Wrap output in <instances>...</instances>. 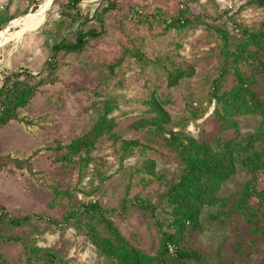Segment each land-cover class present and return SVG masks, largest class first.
<instances>
[{
  "label": "rangeland",
  "instance_id": "obj_1",
  "mask_svg": "<svg viewBox=\"0 0 264 264\" xmlns=\"http://www.w3.org/2000/svg\"><path fill=\"white\" fill-rule=\"evenodd\" d=\"M31 1L0 0V6H4L0 9V86L5 77L16 73L47 76L52 45L63 38L68 43L76 42L78 25H71L61 15L65 0L54 5L55 0H37L30 6ZM108 2L82 0L81 6L84 13L94 15L100 5ZM116 2L119 9L104 15L103 35L92 39L81 53L61 52L54 74L58 79L42 86L30 104L20 110L23 121H11L0 129V156L29 160L33 166L32 172L13 166L0 170V206L14 215H34L32 224L37 227L30 233L29 242L40 248L54 247L69 264L109 263L73 222H62L63 212L51 205L55 189L69 190L71 200L98 201L104 208H116L130 186L127 194L139 193L157 204L165 187L160 183L141 185L146 158L156 160L157 170L164 172L167 179L179 178L181 170L177 162L162 155L163 149L164 152L149 151L146 156L137 152L121 160L110 141L99 145L94 152L98 160L88 167L80 170L74 164L65 169L58 161L57 148L67 146L88 129L97 116L96 107L105 100L115 102L110 116L120 123L119 132L125 139L138 136L130 128L135 121L153 115L149 101L154 97L163 104L171 121L181 124L178 130L196 138L218 134L230 137L235 132L221 126L215 113L217 102L212 97L214 80L225 62L223 41L214 28L226 30L233 45L242 40L244 27L264 32V9L249 6V0ZM26 5L30 6L28 13L38 9L37 12L23 15ZM182 6L202 22L185 30L166 29L163 19H170ZM10 10L13 15L8 13ZM17 15L20 16L8 24L7 19ZM61 20H65V26L59 31L57 24ZM91 28L101 29L94 19L85 30ZM125 48L138 49L140 54L124 55ZM172 61L192 66L195 73L180 85L171 86L168 71ZM101 76L107 83L99 87ZM233 82L234 77L228 74L223 87ZM255 89L264 97L263 76ZM238 121L241 132L246 134L255 130L260 117L241 116ZM247 175L240 169L224 184L222 194L235 200ZM260 178L262 184L264 175ZM158 216L165 214L159 210ZM118 224L128 238L139 241L144 248L152 249L156 244L158 230L149 213L131 208ZM204 225L205 230L196 235L195 242L206 264H256L264 257V238L258 239L257 253L244 241L237 253L234 247L242 238L234 226L207 218ZM0 255L6 264H24L25 247L15 241H0Z\"/></svg>",
  "mask_w": 264,
  "mask_h": 264
},
{
  "label": "trees",
  "instance_id": "obj_2",
  "mask_svg": "<svg viewBox=\"0 0 264 264\" xmlns=\"http://www.w3.org/2000/svg\"><path fill=\"white\" fill-rule=\"evenodd\" d=\"M108 1L106 6L100 5L94 15L90 11L83 12L82 0H65L61 4L63 19H69L71 25H78L76 42L68 43L63 38L52 45V54L46 66L48 75L45 77L28 73L5 77L0 86V129L11 121H23L20 110L30 104L42 86L53 84L58 79L54 74L60 65L58 55L61 52L81 53L92 39L103 35L104 15L119 9L116 0ZM36 3L37 0H32L31 6ZM55 3L59 0H55L53 5ZM248 5L264 9V0H249ZM132 9L136 12L135 8ZM37 10L26 11L23 15ZM19 16H10L7 20ZM169 18L163 19L166 29L185 30L202 22L193 18L186 6L179 7L177 14ZM93 19L101 29L85 30ZM57 25V29L62 30L65 20ZM214 29L223 41L225 59L222 72L214 80L212 97L217 102L215 113L221 126L233 129L235 134L227 138L222 134L196 138L178 130L181 124L172 122L163 104L154 97L149 101L153 115L135 121L130 128L138 136L125 139L119 132L120 123L110 116L115 102L105 100L96 107L97 116L88 129L67 146L57 148L58 161L65 169L78 164L82 170L96 162L98 157L94 152L105 141L111 142L121 160L137 152L146 156L149 151H165L161 154L180 166L179 178L167 179L164 172L157 170L156 160L147 157L144 161L141 185L147 187L160 183L165 187L157 204L139 193L130 196L127 194L130 186L116 208H104L98 201L71 200L69 190H54L51 205L63 212L62 222H73L82 230L109 264H206L204 254L195 242L196 235L205 230L206 218L230 223L241 232L242 239L234 247L237 253L243 241L254 253L258 252V239L264 238V182H259L264 175V97L255 86L259 84V77H264V32L244 27L242 40L233 45L226 30L220 27ZM129 53L139 55L140 51L125 48L124 55ZM171 67L168 71L171 86L180 85L183 79L195 73L192 66L175 61H172ZM110 69L113 71L114 66L110 65ZM228 74L234 77L233 85L223 87L222 81ZM103 77L98 79L99 87L107 83ZM241 116H258L259 125L253 132L243 134L238 121ZM9 166L33 171L29 160L0 156V170ZM240 169L246 170L248 175L237 198L232 200L222 194L223 187ZM99 174L102 175L101 171ZM131 208L152 216L158 230V239L152 249L144 248L138 244L139 241L133 242L118 224L125 220ZM159 210L163 211L164 217L158 216ZM33 218L34 215L29 214L14 215L0 206V241L21 243L25 247L24 264H69L54 247L40 248L29 242L30 233L37 227V224H32ZM28 226L30 228H26ZM0 264L6 262L0 260ZM256 264H264V257Z\"/></svg>",
  "mask_w": 264,
  "mask_h": 264
},
{
  "label": "crops",
  "instance_id": "obj_3",
  "mask_svg": "<svg viewBox=\"0 0 264 264\" xmlns=\"http://www.w3.org/2000/svg\"><path fill=\"white\" fill-rule=\"evenodd\" d=\"M17 1H22V0H17ZM23 1H25V0H23ZM26 1H28V0H26ZM30 6H31V5H30ZM30 6H29V5H28V6L26 5V7H25L26 11L30 8ZM26 11H24V13H25ZM8 13L13 15V11H12V10H10Z\"/></svg>",
  "mask_w": 264,
  "mask_h": 264
},
{
  "label": "water",
  "instance_id": "obj_4",
  "mask_svg": "<svg viewBox=\"0 0 264 264\" xmlns=\"http://www.w3.org/2000/svg\"><path fill=\"white\" fill-rule=\"evenodd\" d=\"M15 19H16V18H15ZM13 20H14V19H13ZM13 20H10L8 24H10ZM2 30H3V29H2ZM2 30H1V31H2Z\"/></svg>",
  "mask_w": 264,
  "mask_h": 264
},
{
  "label": "built area",
  "instance_id": "obj_5",
  "mask_svg": "<svg viewBox=\"0 0 264 264\" xmlns=\"http://www.w3.org/2000/svg\"><path fill=\"white\" fill-rule=\"evenodd\" d=\"M4 8V6H0V9H3Z\"/></svg>",
  "mask_w": 264,
  "mask_h": 264
}]
</instances>
